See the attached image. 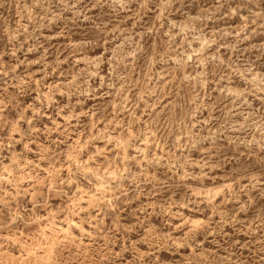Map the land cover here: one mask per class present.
I'll return each instance as SVG.
<instances>
[{
	"label": "rangeland",
	"instance_id": "obj_1",
	"mask_svg": "<svg viewBox=\"0 0 264 264\" xmlns=\"http://www.w3.org/2000/svg\"><path fill=\"white\" fill-rule=\"evenodd\" d=\"M0 264H264V0H0Z\"/></svg>",
	"mask_w": 264,
	"mask_h": 264
}]
</instances>
